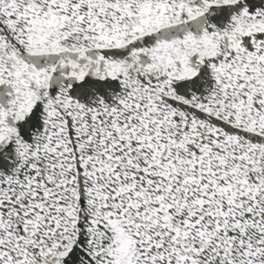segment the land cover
<instances>
[{
  "label": "snow or ice",
  "instance_id": "1",
  "mask_svg": "<svg viewBox=\"0 0 264 264\" xmlns=\"http://www.w3.org/2000/svg\"><path fill=\"white\" fill-rule=\"evenodd\" d=\"M0 264H264V0H0Z\"/></svg>",
  "mask_w": 264,
  "mask_h": 264
}]
</instances>
